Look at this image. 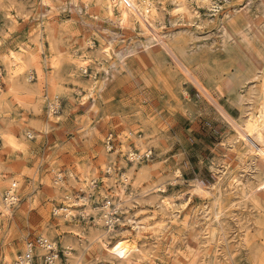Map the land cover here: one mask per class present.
Here are the masks:
<instances>
[{"label":"rangeland","instance_id":"rangeland-1","mask_svg":"<svg viewBox=\"0 0 264 264\" xmlns=\"http://www.w3.org/2000/svg\"><path fill=\"white\" fill-rule=\"evenodd\" d=\"M105 1L0 0V264H264V0Z\"/></svg>","mask_w":264,"mask_h":264},{"label":"bare ground","instance_id":"bare-ground-1","mask_svg":"<svg viewBox=\"0 0 264 264\" xmlns=\"http://www.w3.org/2000/svg\"><path fill=\"white\" fill-rule=\"evenodd\" d=\"M129 2L132 4L131 8L135 7V5H138L139 8L137 10V14H139V16H140V18H142V20H148L149 18H153L154 17V14L156 13V8H157V4L154 2V0H145V2H143V3L142 2L138 3L137 0H132V1H129V0H107V1H105L106 5H107L106 7L109 8L110 11H113V7H115L114 5L117 4V3L119 5H124V4L126 5V3L128 4ZM13 55H14V56H12L13 60H10V63H9V66H8L9 70H10L9 71L10 73L8 74V78L10 80L13 79L14 76L18 75V73L15 70H13V69L19 68V62L24 61V59L27 58L28 56L32 57V59L35 56L32 51L26 50V49H23L22 51H19L17 53H13ZM1 74H2V72H1ZM261 91H262V97H261L262 98V105H261V108L259 109V112H258L255 120L253 122H250L247 125L246 130H245V132L243 134V139H244L243 142L247 143L246 148H245V152H244V157H256V155L261 154L262 150L264 149V81H263V85H262V90ZM142 145H143V143L139 142L137 146L141 147ZM123 176H124L123 179L126 181L127 180V176L125 174ZM12 191H13V188L8 192V194L12 193ZM119 191L122 194V196H121L122 201L130 202V196L131 195L125 196L126 190H125L123 185L120 186V190ZM11 199L14 200L15 196H12ZM162 203H163V201H162ZM168 205L169 204L166 202V206H168ZM104 207H107V205L104 206ZM69 212H71V211H69ZM130 222H132V221L130 220ZM134 224H135L134 228L139 231L141 229L140 224L137 223V222H135Z\"/></svg>","mask_w":264,"mask_h":264},{"label":"built area","instance_id":"built-area-1","mask_svg":"<svg viewBox=\"0 0 264 264\" xmlns=\"http://www.w3.org/2000/svg\"><path fill=\"white\" fill-rule=\"evenodd\" d=\"M114 141L115 139L113 135H109L106 139V149L109 153L116 151ZM150 157L151 153L148 152L141 156H138V154L133 151L127 154V159L133 163L148 161ZM13 187H16V185ZM16 200L12 201L10 195L5 194L2 199V205L11 208ZM107 221L110 223V226H112V216H110ZM63 254V252L58 250V246L55 242L38 237L26 241L23 253L17 257L13 264H59L62 263V260L65 257V254Z\"/></svg>","mask_w":264,"mask_h":264}]
</instances>
